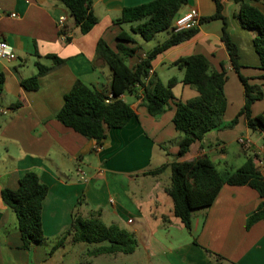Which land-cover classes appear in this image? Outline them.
Wrapping results in <instances>:
<instances>
[{
    "label": "crops",
    "instance_id": "0c3cea01",
    "mask_svg": "<svg viewBox=\"0 0 264 264\" xmlns=\"http://www.w3.org/2000/svg\"><path fill=\"white\" fill-rule=\"evenodd\" d=\"M152 1L94 0L99 23L83 35L69 9L59 0H0V30L17 54V60H0V73L5 75L0 109L8 110L0 112V264H63L68 243H73L71 238L52 256L45 247L71 225L75 215L99 217L107 225H118L132 233L138 240V249L131 254H117L135 255L137 264H222L209 252L235 264H264V221L248 226L249 217L264 204L257 191L247 186H223L210 207L195 212L189 232L175 216L173 199L166 192L169 169L158 177L146 175L165 165L204 155L221 174L235 172L264 146V130L252 131L245 116L240 117L237 126L242 130L210 132L182 158L178 156L181 134L173 123V102L155 118L148 114L142 99L126 93L123 100L132 106L137 117L122 129L109 130L101 149L95 140L58 121L64 96L78 80L100 91H110L112 71L97 56L100 39L116 50L118 37L130 33L136 44L128 45L140 48L128 60L130 67L168 39L167 33L151 47L140 35L132 33L131 24H115L125 8ZM221 2L228 32L239 50L241 73L264 92V71L254 47L257 32L241 25L237 17L239 5L234 0ZM249 2L264 14V0ZM191 11L201 19L208 18L216 13V4L214 0H189L180 15ZM12 13L17 17H11ZM60 18L66 19L71 42L59 33ZM223 28L221 19L202 22L193 39L159 55L151 72L165 84L176 77L179 84L173 92L179 100L188 102L199 93L181 82L184 71L174 64L192 55L205 56L219 71L224 63L228 76L225 121L229 122L243 108L245 99L243 85L222 41ZM49 56L64 63L56 65ZM38 63L52 67V71L39 78L38 90L28 91L21 82L38 74ZM259 102L252 106L253 117L264 116V105ZM241 136L250 138L253 147H241L243 154L230 151V145L238 143ZM262 160L259 167L264 176V154ZM29 171L38 172L49 187L42 213L49 241L25 250L16 215L4 203L2 191L17 190L20 178Z\"/></svg>",
    "mask_w": 264,
    "mask_h": 264
},
{
    "label": "trees",
    "instance_id": "16d2710c",
    "mask_svg": "<svg viewBox=\"0 0 264 264\" xmlns=\"http://www.w3.org/2000/svg\"><path fill=\"white\" fill-rule=\"evenodd\" d=\"M59 1L69 9L75 25L83 35H88L98 25L99 18L94 11V0ZM234 1L239 5L237 17L241 25L257 32L254 47L260 57V69L264 71V14L249 2L251 0ZM214 2L216 13L200 19V24L216 19L224 21L222 41L244 88V106L234 120L231 122L224 120L228 106L225 94L228 76L224 63L221 64L222 70L219 71L205 56L192 55L181 58L174 64L184 71L181 82L199 93L198 97L188 102H182L173 92L179 84L176 77L165 84L156 73L151 72L153 62L159 55L193 39L199 33V26L180 32L175 31V22L189 0H154L125 8L121 16L115 20V24H131L132 33L140 35L145 42H151L158 34L165 32L169 34L168 39L155 46L134 67L129 66L128 60L135 57L140 48L128 45L136 44L130 33L124 32L118 37L120 43L116 50L104 39H100L97 44V56L112 71L110 91H100L78 80L64 96L58 121L76 133L95 140L97 147L102 148L109 130L122 129L137 117L132 106L123 100V95L129 93L142 99L148 114L155 118L165 113L173 102L175 106L173 123L181 134L178 152L180 158L187 155L192 145L202 141L210 132L234 128L241 116H245L247 126L252 131H263L264 116H252V106L264 97L263 89L261 86L252 85L241 73L239 50L228 32L223 4L221 0ZM59 33L66 35V42L72 41L67 27ZM49 58L56 65L64 63L56 56ZM37 66L38 74L21 82L28 91L38 90L39 78L52 71V67L40 63ZM4 86L5 75L0 73V96ZM168 169L171 174L166 192L173 199L175 216L181 219L189 232H192L195 212L210 207L225 185L250 187L264 199V176L253 157H249L239 169L227 175L221 174L215 163L206 155L195 160L174 162L146 175L158 177ZM48 193L49 187L36 171H29L21 177L17 190L2 191L4 203L16 215L17 228L25 250H31L34 246L49 241L44 233L42 219L43 203ZM259 221H264V204L249 217L248 226ZM69 238L74 244L99 245L88 251L89 256L131 254L139 247L136 237L126 229L118 225H107L99 217L84 218L75 215L71 225L51 240L53 246L48 255L52 256ZM103 243L107 244L102 245ZM209 254L219 263L235 264L219 254L212 252Z\"/></svg>",
    "mask_w": 264,
    "mask_h": 264
},
{
    "label": "rangeland",
    "instance_id": "374dc122",
    "mask_svg": "<svg viewBox=\"0 0 264 264\" xmlns=\"http://www.w3.org/2000/svg\"><path fill=\"white\" fill-rule=\"evenodd\" d=\"M166 34L167 33H162L160 36L155 37L154 40L149 42V45L151 47L157 45L158 41H160L163 37H165ZM144 46L146 47V43ZM260 102L263 103V105H264V97L262 100H260ZM236 116L232 120H234L236 118ZM224 120H227L225 118V116H224ZM232 120H230L229 122H231ZM238 124H239V122H238ZM238 124H236L234 128H238L239 130H242L241 127H237ZM241 147L242 146L240 144H238L237 142H233L230 145V151L238 152L239 154H243L241 151L242 150ZM170 174H171V172L169 170L166 175L170 176ZM106 244L107 243H103L102 245H106ZM52 246H53V243L47 244V246L45 247L47 252H49L51 250ZM98 246L99 245H87L84 243H81L80 245L68 243V248L66 249V256H65L63 264H137L135 255L116 254V255L94 256L91 258L88 257L87 251L93 250L94 248H96Z\"/></svg>",
    "mask_w": 264,
    "mask_h": 264
},
{
    "label": "built area",
    "instance_id": "2783aa9c",
    "mask_svg": "<svg viewBox=\"0 0 264 264\" xmlns=\"http://www.w3.org/2000/svg\"><path fill=\"white\" fill-rule=\"evenodd\" d=\"M2 9L0 8V14L2 13ZM11 17H17L16 13H12ZM200 16L197 12L191 11L181 15L175 22V31L180 32L183 30H189L195 28L200 25ZM66 27V19L60 18L59 20V28L60 30ZM63 38L66 39V35H61ZM0 60L4 61H14L17 60V54L13 48L2 36L0 30ZM0 112L7 113L8 110L0 109ZM238 143L245 149L250 150L253 147V142L248 137H240L238 139ZM101 149V148H99ZM264 154V146L257 151L254 152V160L258 165L263 164V157Z\"/></svg>",
    "mask_w": 264,
    "mask_h": 264
}]
</instances>
